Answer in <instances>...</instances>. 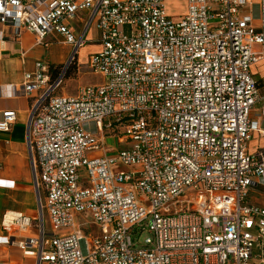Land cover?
<instances>
[{
  "label": "built area",
  "instance_id": "built-area-1",
  "mask_svg": "<svg viewBox=\"0 0 264 264\" xmlns=\"http://www.w3.org/2000/svg\"><path fill=\"white\" fill-rule=\"evenodd\" d=\"M167 1L0 0V58L6 29L72 46L55 78L37 62L9 86L43 91L29 138L38 212L2 223L7 244L39 264H264V207L248 199L264 187V118H251L264 88L253 70L264 65V0L257 21L253 0H185L180 21ZM73 65L102 82L56 95ZM17 116L4 112L0 131ZM109 135L123 137L110 154ZM84 215L96 235L78 226Z\"/></svg>",
  "mask_w": 264,
  "mask_h": 264
},
{
  "label": "crops",
  "instance_id": "crops-1",
  "mask_svg": "<svg viewBox=\"0 0 264 264\" xmlns=\"http://www.w3.org/2000/svg\"><path fill=\"white\" fill-rule=\"evenodd\" d=\"M84 17V14L79 15L75 23L76 27ZM6 32L3 43L4 53L0 58V121L6 111H15L18 116L10 131H0V264H39L38 258L25 255L16 245L7 244L10 234L3 229L2 223L5 215L22 213L35 216L38 212L39 200L34 184L29 138L34 109L44 102L43 91L35 92L27 97L14 96L9 86L21 85L25 75L33 72L37 62H43L50 67L64 65L72 53V46L68 45L58 34L49 35L42 44H38L36 36L29 31L24 32L20 39H15L10 33L11 30L6 29ZM96 49H99V45ZM81 53L84 55L83 51ZM78 70L79 76L82 70L86 69L81 67ZM62 92H56V95L68 94L66 91ZM108 138H114L117 141L115 147H107L109 154L123 147L118 138L109 135L106 136V141ZM256 140L254 138L251 142L255 143V146L257 145ZM263 188L259 187L249 191L250 203L264 207V204L250 199L252 194H260ZM42 198H44L43 193ZM45 222L49 226L47 219ZM37 233L38 230L34 228L32 232L17 235L28 237L36 236Z\"/></svg>",
  "mask_w": 264,
  "mask_h": 264
},
{
  "label": "rangeland",
  "instance_id": "rangeland-1",
  "mask_svg": "<svg viewBox=\"0 0 264 264\" xmlns=\"http://www.w3.org/2000/svg\"><path fill=\"white\" fill-rule=\"evenodd\" d=\"M260 0H253V5L250 7V13L253 16L254 20H259L261 17L260 13V6H259ZM167 12L169 17L174 21H180L184 14L186 13L188 9V4L185 0H172L166 2ZM58 42V41H57ZM97 42H94V44H89L86 46L83 50V54L81 53L80 59L83 61L86 58V55L89 53H92L96 51V45ZM256 50H260V48L256 47ZM254 73L255 77L257 79H261V81L264 83V65L259 64L254 67ZM101 83V77L94 75L93 73L82 70L81 75L78 76V73L75 75L73 71H70L69 76L65 77V81L61 88L57 91V93H63L62 91H66L69 95H76L78 88L82 86L92 85V84H98ZM264 118V88L261 89V99L255 107L253 108L251 118L254 121L258 115H260ZM106 121H114L113 118L107 119ZM117 129H120L123 131V125L122 126H116ZM264 128V124H263ZM92 131L94 130V126L92 128ZM123 138V137H121ZM119 138V139H121ZM128 143V142H127ZM123 143V144H127ZM263 141L260 142L262 144ZM107 147H115L117 145V141L114 138H108L106 141ZM253 146H255V143H251L249 146L248 152L252 151ZM121 167L116 166L114 168V171L117 172ZM250 199L255 202H259L260 204H264V188L260 190V194L257 195H251ZM141 200L145 201L146 198L142 196ZM46 229L49 231L48 224L44 221ZM77 224L82 229V231L88 235H96L97 229L92 226V219L91 217H88L87 215H84L82 217L77 218ZM149 236L148 233H144L142 235L141 241H144L145 238Z\"/></svg>",
  "mask_w": 264,
  "mask_h": 264
},
{
  "label": "trees",
  "instance_id": "trees-1",
  "mask_svg": "<svg viewBox=\"0 0 264 264\" xmlns=\"http://www.w3.org/2000/svg\"><path fill=\"white\" fill-rule=\"evenodd\" d=\"M62 66L63 65L51 67V74H52L51 76L53 78L56 77V75L58 74V71L62 68ZM70 71H73V73L76 75L77 74V67L75 65L71 66L66 72V77L69 76Z\"/></svg>",
  "mask_w": 264,
  "mask_h": 264
}]
</instances>
